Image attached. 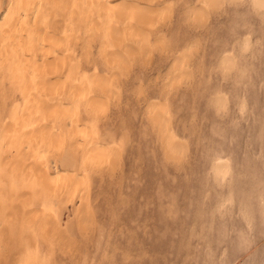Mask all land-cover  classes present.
Listing matches in <instances>:
<instances>
[{"label": "rangeland", "instance_id": "374dc122", "mask_svg": "<svg viewBox=\"0 0 264 264\" xmlns=\"http://www.w3.org/2000/svg\"><path fill=\"white\" fill-rule=\"evenodd\" d=\"M109 2L113 10L127 11L131 7L143 13L138 10L137 15L136 10L137 20L133 22L132 18L130 24V20H119L112 13L110 20L100 19L96 11H89L90 2L83 7L71 3L64 10L43 11L38 22L40 27L37 26L40 37L36 36L35 40H44L41 46L45 52L41 47L42 52L32 47L34 50L28 49L31 52L15 55L16 59L21 55L28 58L25 63L19 61L21 57L18 61L14 59V65L12 57L4 58L8 60L2 65L0 61V204L12 211V230L17 233L13 231L14 244L20 246L28 239V243L34 244L31 249H38L44 241V251L57 256L58 264H200L207 251L204 244L198 242L203 236L198 232L202 231L199 226L204 216L197 217L201 215L197 205L205 199L204 202L211 203L212 245L221 242L220 248L225 246L229 250L233 246L236 249L237 241H248L259 263L264 256V205L258 200L264 195V7L255 10L250 0H217L216 5L214 0L211 7L204 0ZM27 9L29 13L31 8ZM78 9H83L81 14ZM83 12H87L86 18ZM25 16L21 17V22H25L21 23L22 29L25 27L23 31L30 27L26 22L29 17ZM18 30L11 33L21 34V40L25 35L26 41L27 33L22 35ZM110 32L114 38L109 37ZM42 34L46 36L41 37ZM5 35L6 38L12 34ZM14 35L12 37H16ZM46 38L49 43L53 40L48 44L52 47L46 46ZM9 39L6 41L13 47L16 45L15 50L22 44L19 38H15L19 44ZM24 46L23 50L29 45ZM222 60L231 62L229 69L222 70ZM41 63L44 64L39 68ZM11 64L18 66L13 68V74ZM227 66L225 64L224 68ZM32 67H37V74ZM219 97L226 100L223 110L215 104ZM152 107L157 108H154L156 113ZM158 108L162 115L159 113L157 118ZM159 117L168 120L166 128H162L165 120L159 123ZM164 135L170 136L168 142L171 143H166L171 147L176 143L184 146L183 149L179 146V150L182 149L178 150L179 154L177 151L171 154L167 148L165 151ZM91 148L96 149L93 151L96 153L91 152ZM87 150L94 155L92 159L84 152ZM97 152L104 155L102 161L96 159ZM174 154L179 158L175 155L173 159ZM223 156V161L230 162L231 167L228 166L233 171L230 178L235 200L244 196L247 200L250 198L253 229H249L243 219L241 221L235 204V209L234 206L230 209L233 211L225 212L227 216L223 217L224 213L217 216L220 220L215 218L212 205L217 193L215 185L218 186L212 169L217 162L215 158ZM36 167L38 173L44 170L46 174L52 173L53 178L61 177L58 183H67L66 189L69 185L70 199L66 197L69 191L65 190V185L55 193L50 194L51 189L50 193L48 189V194L44 193V187L36 180ZM201 171L205 173L201 175ZM33 172L36 175L33 176ZM192 172L200 174L199 177ZM63 176L69 182L61 183ZM200 178H205L207 184ZM71 182L73 187H70ZM200 184L207 188L203 195ZM209 191L211 194L207 193ZM201 196L204 199L200 202ZM44 201L54 207L49 204V208H57L53 213L55 218L58 215L57 221L52 217L53 210L50 213L47 207L43 210L48 212L42 210V205H48ZM193 203L197 204L195 209L198 207L199 215L194 213L191 217ZM28 210L38 212L34 213L38 217L34 223L30 221L32 218L26 221ZM81 211L87 215H82ZM47 215L55 223L48 228V241L41 240L45 236L35 224ZM193 218L196 225L201 222L197 225L200 230L197 226L195 230L198 239L192 234L193 223L189 222ZM79 221L84 223L81 229ZM197 244H202L203 249ZM193 245L196 246L193 248ZM190 248H193L191 254L197 253V258L185 255ZM196 248H200L199 253Z\"/></svg>", "mask_w": 264, "mask_h": 264}, {"label": "bare ground", "instance_id": "6f19581e", "mask_svg": "<svg viewBox=\"0 0 264 264\" xmlns=\"http://www.w3.org/2000/svg\"><path fill=\"white\" fill-rule=\"evenodd\" d=\"M143 1V0H142ZM204 1H206V2H208L209 4H208V7H211V6H213L212 5V3H214L213 1L214 0H212V2H211V0H204ZM210 1V2H209ZM216 2H215V5L218 3L217 2V0H215ZM90 2V4L91 5H88V3ZM250 2H251V4H252V7L255 9V10H257V9H262L263 7H264V0H250ZM74 4V5H77V6H81V7H83V4L85 5L86 3H87V5H88V8L91 6V8H89V11L91 10L92 11V13H93V11L95 12L96 11V13L98 14L97 16H99V18L100 19H102V20H104V21H107V20H110V18H112L111 16H112V14L116 17V18H118L119 20H121V19H125L127 22H128V20H130L129 22H130V24H131V19L133 20V22H135L134 21V19H136V17H135V14H137V15H139V12H138V10H140V12L142 11L141 9H138L137 10V8L136 9H132L131 7L130 8H128V10L127 11H125V10H121V9H115V10H113L112 8H111V6H110V2H109V0H70V1H68V0H0V56H2V57H0V61L2 62H0L1 63V65L4 63V61H7L10 57H12L11 59L12 60H14V59H16V56L15 55H19V54H22L24 51L25 52H31V51H29V50H34V49H37L36 51H39L40 50V52H42V50L39 48V47H41L43 50H44V52H45V49L43 48V46H41L42 44H44L43 43V41H42V39H40V41H38V40H35V38H36V36H37V31L39 30L38 28L40 27L39 26V24H38V22L41 20V15H42V13H43V11H46V12H48V10L50 11V13H51V11H54V10H57V9H62V10H64V9H66V6H69V4ZM73 6V5H72ZM219 6V5H218ZM28 7H30L31 8V10H32V12H31V10L29 11V13L27 12L28 11ZM80 7V8H81ZM196 8V7H195ZM195 8H194V10H195ZM213 8V7H212ZM215 8V7H214ZM85 9V8H84ZM158 9V8H157ZM160 9H162L161 7H160ZM260 9V10H261ZM79 10V9H78ZM81 10V12H80V14L82 13V10L83 9H80ZM79 10V11H80ZM87 10V9H86ZM135 10V11H134ZM136 10H137V13H135L136 12ZM164 10V9H163ZM162 10V11H163ZM198 10V9H197ZM119 11V12H118ZM122 11V12H121ZM190 11H191V8H190ZM31 12V13H30ZM45 12V13H46ZM126 12V13H125ZM133 12V13H132ZM194 12V11H193ZM198 12V11H197ZM200 12V11H199ZM74 13V12H73ZM91 13V12H90ZM110 13H112V14H110ZM135 13V14H134ZM141 13H143V12H141ZM191 13H192V11H191ZM196 13V12H195ZM29 14V15H28ZM83 14H87V12H83ZM82 14V15H83ZM200 14V13H199ZM201 14H203L202 13V11H201ZM201 14H200V16H201ZM25 15H27V17H29V19L26 21L27 23H28V25L30 26L29 27V29L28 30H26V31H23V29H25V27L22 29V24L24 23L25 24V22L23 21V22H21V20H23V19H21V17L22 16H25ZM71 15V14H70ZM81 15V16H82ZM152 15H153V13H152ZM155 15H157V14H155ZM192 15V14H191ZM204 15H206V14H204ZM52 16V15H51ZM76 16V15H75ZM140 16L142 17L143 15H141L140 14ZM26 17V16H25ZM24 17V18H25ZM84 18H86L87 17V15L86 16H83ZM96 17V16H95ZM110 17V18H109ZM135 17V18H134ZM155 17V16H154ZM191 17V16H190ZM194 17H196L195 15H194ZM23 18V17H22ZM140 18V17H139ZM157 18V17H156ZM198 18V17H197ZM204 18V17H203ZM51 19V18H50ZM143 19V18H142ZM159 19V18H158ZM191 19V18H190ZM91 20V19H90ZM137 20V19H136ZM123 21V20H122ZM139 21H140V19H139ZM142 21V20H141ZM93 22V21H92ZM108 22H110V21H108ZM119 22V21H118ZM22 23V24H21ZM77 23V22H76ZM94 23V22H93ZM111 23V22H110ZM136 23H138V22H136ZM21 24V25H20ZM23 24V25H24ZM38 24V25H37ZM128 24V23H127ZM20 25V26H19ZM92 25V24H91ZM98 25V24H97ZM109 26L110 25H112V24H108ZM133 25H134V23H133ZM148 25V24H147ZM22 26V27H21ZM27 26V25H26ZM37 26H39V27H37ZM42 26V25H41ZM107 26V25H106ZM89 27H91V26H89ZM108 27V26H107ZM131 27V26H130ZM9 28H10V30H9ZM20 28L22 29L21 31H22V35H24V34H26L27 33V36H26V41L24 40L25 38V35H24V37H23V39L22 40H24V42H25V44L23 43V41L21 40V37H19L21 34V31H20ZM96 28V27H95ZM106 28V27H105ZM125 28V27H124ZM144 28V27H143ZM17 29H19L18 31H20V33H17V34H20L19 36H17V35H14L13 33H11V31L12 30H17ZM108 29H109V27H108ZM7 30H9V31H7ZM5 31H7V33L5 32ZM13 31V32H14ZM41 31H42V29H41ZM106 31V30H105ZM133 31V30H132ZM9 32V33H8ZM16 32V31H15ZM44 32V31H43ZM115 32V31H114ZM119 32V31H118ZM131 32V31H130ZM38 33H41V32H38ZM142 33V32H141ZM5 34H8V35H14V36H16V37H12V35H11V37H9L8 35V37H6L7 39H9V38H13L12 40L13 41H15V42H13V44H19V42L20 43H22L21 44V46H17L18 47V49H17V47H16V49L17 50H15L14 48H15V46L16 45H14V47H13V45L10 43V42H8V41H6L7 39L5 38ZM107 34V33H106ZM112 34H113V31H112ZM115 34V33H114ZM4 36V38L6 39H2L1 37H3ZM46 36V34H42L41 35V37L42 36ZM116 35V34H115ZM144 35V34H143ZM39 36V35H38ZM38 36H37V38H38ZM40 37V36H39ZM110 38L111 37H113V36H111V32H110V36H109ZM116 37V36H115ZM15 38H19L20 39V41H18V40H16ZM114 38V37H113ZM2 39V40H1ZM47 40V42H45V43H47L46 44V46H50V47H52V45H48V44H52L51 42H53V40H51V42L49 43V41H48V38H46ZM51 39H53V38H51ZM143 39V38H142ZM4 40V41H3ZM10 40V39H9ZM50 40V39H49ZM56 40H58V39H56ZM17 41V42H16ZM248 42V41H247ZM246 41H245V43H247ZM259 42V41H258ZM8 43H10L11 45H12V47H11V45L10 46H8L9 44ZM39 43V44H38ZM141 43V42H140ZM242 43V42H241ZM244 43V42H243ZM29 45L28 47H27V49H24L23 50V48L25 47L24 45ZM35 44H38V45H36L35 46ZM161 44V43H160ZM242 46H244V44H241ZM240 45V46H241ZM23 46V47H22ZM147 46V45H146ZM249 46V45H248ZM9 47H11V48H9ZM22 47V48H21ZM34 48V49H31V48ZM55 47V46H54ZM247 47V46H246ZM245 47V48H246ZM19 48L20 49H22L23 51H21V50H19ZM38 48H39V50H38ZM241 48V47H240ZM243 48V47H242ZM244 48V49H245ZM7 49H8V51H9V53H7L8 51H7ZM13 49V50H12ZM29 49V50H28ZM47 49V48H46ZM247 49V48H246ZM10 50H12L11 52L14 54V53H16V52H19V53H16V54H14V56H13V54H10L11 52H10ZM13 51H15V52H13ZM252 51V50H251ZM22 52V53H21ZM24 52V53H25ZM35 52V51H34ZM47 52V51H46ZM247 52V51H246ZM7 53V54H6ZM24 53H23V55H24ZM10 55H12V56H10ZM51 56V55H50ZM21 57V60H19L18 58H20ZM20 57H18L17 59H16V61H22V62H26L27 60H28V58H27V60L26 59H24V58H22L23 56L21 55ZM2 58V59H1ZM4 58H8L7 60H4ZM118 58H120V57H118ZM175 58V57H174ZM178 58H180V57H178ZM228 58V57H227ZM241 58H243V57H241ZM23 59V60H22ZM44 59H46V58H44ZM181 59H183V58H181ZM180 59V60H181ZM186 59H188V58H186ZM25 60V61H24ZM179 60V61H180ZM183 60H185V59H183ZM225 60L227 61V59L225 58ZM225 60L223 61V63H224V65L226 64V65H228L227 66V68L225 67L224 68V65L222 66V70L223 69H229V64L231 63L230 61H229V64L226 62L225 63ZM230 60H231V58H230ZM29 61V60H28ZM21 62V63H22ZM46 62V61H45ZM54 62V61H53ZM11 63H12V61H11ZM23 63V65H25ZM48 62H46V64H47ZM175 64H177L176 62H174ZM188 63V62H187ZM222 63V62H221ZM13 65L14 64H16V62H15V60H14V63H12ZM12 64L10 65L11 66V69H10V72L13 74V72L15 71V69L13 70V68L14 67H18L19 66V62H17V64H18V66L17 65H15L14 67H12ZM43 64L44 63H41V65L39 64V68H41L40 66H43ZM45 64V65H46ZM238 64V63H237ZM27 65V64H26ZM30 65H31V63H30ZM30 65H28V68H29V66ZM32 65H34V64H32ZM48 65V64H47ZM23 67V66H22ZM37 67H38V64H37ZM37 67H35V68H37ZM58 67H60L59 66V64H58ZM177 67H178V65H177ZM180 67V66H179ZM232 67V66H231ZM27 68V69H28ZM33 68V67H32ZM35 68H33L34 69V71L33 72H35ZM46 68V67H45ZM52 68V67H51ZM24 69H25V67H24ZM30 69H31V67H30ZM32 69V70H33ZM231 69V68H230ZM12 70V71H11ZM21 70V69H20ZM60 70V69H59ZM22 71H24V70H22ZM37 72H35V74H37L38 73V70H36ZM58 71V70H57ZM227 70H225V72H226ZM9 72V71H8ZM222 72H224V71H222ZM236 72V71H235ZM15 73V72H14ZM32 73V72H31ZM43 73V72H42ZM41 73V74H42ZM229 73V72H228ZM53 74V73H52ZM43 75V74H42ZM116 75V74H115ZM14 76H16V74L14 75ZM94 76H96V75H94ZM100 76V75H99ZM111 76V75H110ZM117 76V75H116ZM35 77V76H34ZM97 77V76H96ZM12 78V77H11ZM27 78V77H26ZM32 78H33V76H32ZM31 78V79H32ZM37 78V77H36ZM105 78V77H104ZM177 78H179V77H177ZM22 79H25V77L24 78H22ZM21 79V80H22ZM13 80V79H12ZM35 80H37V79H35ZM92 80V79H91ZM97 80H98V78H97ZM172 80V79H171ZM170 80V81H171ZM177 80V79H176ZM175 79H174V81H176ZM23 81V80H22ZM95 81V80H94ZM103 81V80H102ZM27 82V81H26ZM36 82V81H35ZM100 82V81H99ZM177 82H178V80H177ZM24 83H25V80H24ZM31 84V83H30ZM41 84V83H40ZM41 85H43V84H41ZM93 85V84H92ZM21 86H24L23 85V83L21 84ZM108 86V85H107ZM106 86V87H107ZM170 86H171V84H170ZM30 87V86H29ZM32 87V86H31ZM33 87H36L35 85L33 86ZM109 87V86H108ZM28 88V87H27ZM107 90H108V88H106ZM110 89V88H109ZM110 92V91H109ZM88 93V92H87ZM215 101V100H214ZM242 101V100H241ZM241 103V102H240ZM89 104V103H88ZM215 104H216V106L218 107V108H223L224 109V107H226V100H225V98L224 97H219V98H216V101H215ZM91 105V103L89 104V106ZM150 105V104H149ZM148 105V106H149ZM159 106V105H158ZM157 106V107H158ZM242 106H243V104H242ZM164 107V106H163ZM150 108V107H149ZM155 109H157L156 107H154ZM153 107H152V110L154 111L155 109H154ZM159 108H161V107H159ZM158 108V110H159V112H157L158 114H155L156 116L157 115H160L161 113H162V111H160V109ZM242 108V107H241ZM146 109V108H145ZM222 109V110H223ZM242 109H244V108H242ZM148 110V109H147ZM162 110H164V109H162ZM239 110V109H238ZM149 111V110H148ZM152 112V111H151ZM161 112V113H160ZM154 113H156L155 111H154ZM160 113V114H159ZM155 115H153L154 116V118L156 117ZM162 115V114H161ZM161 117V116H160ZM159 117V119H160V122L159 123H163L164 122V120L165 119H161ZM157 118H158V116H157ZM194 118V117H193ZM158 119V120H159ZM161 120H162V122H161ZM157 121V120H156ZM156 121H155V123H156ZM168 122V120H165V122ZM167 122L166 123H164L162 126V128H164L165 127V124H166V126H167ZM152 123H153V121H152ZM151 124V123H150ZM149 124V125H150ZM157 124V123H156ZM159 125V127H161L160 126V124H158ZM166 128V127H165ZM160 129V128H159ZM165 133H166V131H165ZM163 134V133H162ZM163 136V135H162ZM165 136H166V138H165ZM169 137L170 136H168V138H167V135H164V140L166 139L167 141H164L165 142V151H166V148H167V150H169V151H171L170 153L171 154H173L172 152H175L176 153V151L178 152V154H179V151L180 150H182L183 148H184V146L183 145H180L179 143H176L177 145L175 146V145H173L172 147H171V145H169L170 143H171V141H169L168 142V139H169ZM76 142V141H75ZM166 142H168L169 144H167ZM76 143H78V142H76ZM173 144H175V142L173 143ZM79 145V144H78ZM96 146V145H95ZM100 146V145H99ZM167 146V147H166ZM169 146L171 147V148H169ZM179 146H181V148L182 149H180L179 150ZM94 147V146H93ZM101 147V146H100ZM80 148V147H79ZM86 148V147H85ZM97 148H99V147H97ZM106 148V147H105ZM169 148V149H168ZM48 149H51V148H48ZM47 149V150H48ZM101 149V148H100ZM100 149H98L97 151L98 152H100ZM171 149V150H170ZM174 149V150H173ZM61 150V149H60ZM88 150H89V148H88ZM88 150L87 151H84V152H87L88 153ZM92 150V151H91ZM102 150V149H101ZM114 150V149H113ZM173 150V151H172ZM179 150V151H178ZM49 151V150H48ZM90 151L91 152H93V151H96V149H90ZM103 151V150H102ZM164 151V152H165ZM97 152V154H99ZM93 153H96V152H93ZM110 153V152H109ZM167 154H168V151L166 152ZM165 153V154H166ZM181 153V152H180ZM60 154H62V153H60ZM84 154V153H83ZM100 154H103V152H100ZM99 154V156H98V158H100V159H98L97 157H96V159L97 160H100V161H102V157L104 156H101ZM106 154H108V152L106 153ZM183 154V153H182ZM224 154V153H223ZM58 155V154H57ZM86 155H90V152L88 153V154H86ZM91 155H93L92 153H91ZM90 155V157H91V159H92V156ZM96 155V154H95ZM110 155V154H109ZM108 155V156H109ZM113 155H114V151H113ZM113 155H110V157L111 156H113ZM175 155H177V154H174V157H175ZM225 155V154H224ZM94 156V155H93ZM107 156V157H108ZM60 157V156H59ZM166 157H171V158H173V155H171V156H167L166 155ZM176 157H178V155L176 156ZM176 157L175 158H173V159H176ZM216 157V156H215ZM214 157V158H215ZM255 157V156H254ZM64 158V157H63ZM86 158H88V157H85V160H86ZM106 158V157H105ZM179 158V157H178ZM180 158H181V156H180ZM262 158V157H261ZM84 159V158H83ZM95 159V158H94ZM110 159H114V157L113 158H110ZM223 159H224V156H223V158L221 159V158H219V159H216L215 158V161L217 160V162L215 163V165H214V167H213V169H212V175H213V177L215 178V181H216V184H217V186L218 187H216V185H215V188H217V195L215 194L214 196L216 197V199H215V205H212V206H215L214 207V215L216 216L215 218H218L219 216H223V214L227 211V210H230V209H232V207L234 206V204H235V206H237V211H236V213H239V215H241V221H242V219H243V221H244V223H246V226L250 229V223H251V210L253 209H251V205H250V202H249V199L250 198H248V200L246 199V197L244 196L245 195V193H244V197L243 198H239L237 201L235 200V192H234V190L231 188V181H233V180H231V178H230V176H231V173L233 172L232 170V172L230 171V169H229V166L231 167V165L229 164L230 162H228V164H229V166H228V164L226 163V162H224L223 161ZM229 159V158H228ZM63 160V159H62ZM61 160V161H62ZM69 160V159H68ZM67 160V161H68ZM75 160V159H74ZM82 160V159H81ZM85 160H83V162L85 161ZM172 160V159H171ZM230 160V159H229ZM87 161V160H86ZM85 161V162H86ZM96 160H94L93 162H95ZM114 161V160H113ZM226 161V160H225ZM84 162V163H85ZM69 163V162H68ZM73 163V162H72ZM83 163V165H85ZM96 163V162H95ZM210 163V162H209ZM208 163V164H209ZM61 164V163H60ZM180 165V164H179ZM206 165V164H205ZM264 165V164H263ZM58 166V165H57ZM62 166V165H61ZM60 166V167H61ZM64 166V165H63ZM70 166V165H69ZM68 166V169L70 168ZM75 166V165H74ZM211 167V168H212ZM63 168V167H62ZM67 168V167H66ZM72 168V167H71ZM79 168V167H78ZM36 169H37V167H36ZM39 169V168H38ZM37 169V171L35 170V173L37 174V176H38V178L36 179L37 181H40V185H42V187H44V189H45V192L44 193H46L47 192V190L46 189H48V192L50 193V191H49V189H51V193L50 194H52L55 190H58V188L61 186L62 187V189H63V185H65V190H67V192L69 193V196H68V194H67V198H69L70 199V197H71V195H72V191L71 190H68L69 189V185L67 186V188L68 189H66V185H67V183H63V181L65 182V181H68V180H64L63 178H64V176L62 177V179H61V183H63V185H61V184H59L58 182H59V178H61V177H54V178H56V179H54L52 176H51V174L50 173H48V174H46L45 172H44V170L41 172V173H43L44 172V174H41V173H38L39 172V170ZM42 168H40V170H41ZM45 169H47V168H45ZM64 169V168H63ZM190 169H192V167L190 168ZM190 169H189V172H191L190 171ZM207 169V168H206ZM209 169V168H208ZM208 169H207V171H208ZM58 170H59V168H58ZM73 170V169H72ZM196 170V169H195ZM210 170V169H209ZM2 171V170H1ZM62 171V170H61ZM75 171V170H74ZM72 172V171H71ZM209 172V171H208ZM211 172V171H210ZM243 172V171H242ZM34 172H33V176L34 175H36ZM205 173V172H204ZM204 173H202V171H201V175L202 174H204ZM50 174V175H49ZM62 174V173H61ZM61 174L59 173L58 175H60L61 176ZM64 174V173H63ZM194 173L192 172V175H193ZM197 175H198V173H196ZM196 174H194V175H196ZM206 174H207V172H206ZM205 174V178L207 177V175ZM211 174V173H210ZM248 174V173H247ZM39 175H43V176H40L39 177ZM57 175V176H58ZM68 175V174H67ZM189 175H190V173H189ZM187 176V179L190 177V176ZM200 175V174H199ZM199 175H198V177H199ZM233 175V174H232ZM37 176H35V177H37ZM71 176V175H70ZM211 176V175H210ZM72 177V176H71ZM81 177V176H80ZM195 177H197V176H194V178ZM201 177H203V176H201ZM1 178H2V176H1ZM58 178V179H57ZM75 178V177H74ZM73 178V179H74ZM79 178V177H78ZM193 178V179H194ZM205 178H200L201 179V181L202 180H204ZM40 179V180H39ZM81 179V178H80ZM83 179V178H82ZM207 180H209V178L207 177L206 178ZM205 179V180H206ZM253 179V178H252ZM195 180V179H194ZM207 180L205 181V184H207ZM256 180V179H255ZM75 181H77V179H75ZM75 181L73 182V184L75 185ZM198 181V180H197ZM69 182V181H68ZM79 182V181H78ZM189 182V181H188ZM192 182H194L193 180H192ZM212 182V181H211ZM79 183H82V182H79ZM79 183L76 185V187H74L73 189H75V188H77L78 187V185H79ZM201 183H203V182H201ZM214 183V182H213ZM256 183H257V181H256ZM259 183V182H258ZM72 184V182H71V184H70V187H73L74 185ZM201 185V184H200ZM199 185V188L200 187H202V185L200 186ZM214 185V184H213ZM198 186V185H197ZM211 186V185H210ZM41 187V186H40ZM41 187V188H42ZM60 187V188H61ZM82 187V186H81ZM207 187H209V186H207ZM214 187V186H213ZM4 188V187H3ZM26 188V187H25ZM191 188H192V193L193 192H195V188H194V186L192 185L191 186ZM199 188L197 189V190H199ZM203 189H202V191H201V194L203 195V193H206V189H204V187H202ZM43 188H42V190H44ZM52 189H54V190H52ZM61 189V190H62ZM72 189V188H71ZM87 189V188H86ZM85 189V190H86ZM186 189V188H185ZM251 189V188H250ZM82 190V189H81ZM208 190H211V189H208ZM207 190V191H208ZM252 190V189H251ZM53 191V192H52ZM58 191H60V190H58ZM71 191V192H70ZM80 191V190H79ZM212 191V190H211ZM57 192V191H56ZM81 192V191H80ZM215 192V191H214ZM214 192H212L213 194H214ZM55 193V192H54ZM58 193V192H57ZM56 193V194H57ZM76 193V192H75ZM79 193V192H78ZM207 193H210L211 194V192L209 191V192H207ZM242 193V192H241ZM46 194H48V193H46ZM81 194V198L83 197L82 195V193H80ZM185 194V193H184ZM197 194H200L199 192L197 193ZM250 194V193H249ZM206 194H204V196H205ZM260 196H261V193L259 194ZM50 196V195H49ZM77 196H79V195H77ZM197 196V195H196ZM199 196V195H198ZM203 196V197H204ZM207 196V195H206ZM264 196V195H263ZM263 196H261L260 197V199H258V200H261V204L263 203V205H264V197ZM33 197V196H32ZM181 197V196H180ZM208 197H211V195L210 196H208ZM45 198H47V197H45ZM196 199H197V197H195ZM202 198V196L200 197V198H198V199H201ZM258 198H259V196H258ZM37 199V198H36ZM53 199V198H52ZM56 199V198H55ZM68 199V200H69ZM72 199V198H71ZM194 199V198H193ZM197 199V200H198ZM204 199V198H203ZM203 199H201L200 200V202L203 200ZM208 199V198H207ZM46 200V199H45ZM48 200V199H47ZM67 200V199H66ZM83 200V199H82ZM210 200V199H209ZM1 201H4L3 199L1 200ZM53 201V200H52ZM80 201V200H79ZM195 201V200H194ZM194 201H192V202H194ZM204 201H205V199H204ZM204 201H202V203H200L199 201L198 202H196L197 204L198 203H200V205L198 204H194L195 206H193L192 207V212L190 213V214H192L191 215V217H193V215H194V213H198L197 212V210H198V207H197V210L195 209L196 208V205L197 206H199L200 208H199V213L201 212V215H199V214H197V215H199V216H197L196 214V216L198 217V218H202V216H204L203 217V221H201L202 222V225L201 226H199V227H201V230L202 231H199L198 233H199V236L201 237L202 235L201 234H203V236H202V239H204V243L202 242V239L201 238H199V237H197L196 235L198 234L195 230H196V226L197 225H199V224H201V222H200V219H198V221L197 222H200L199 224H197L196 225V220L194 219L193 221H190L189 220V222H191V223H193V225L190 223V225H192V234L193 235H195V238L197 237V239L199 238V239H201V241H199V239H198V242H200V243H202V244H204V249L207 251V254L204 256V257H201L202 259H203V261H200V264H201V262L204 264V262H205V264H240L241 262H242V264H257L256 263V259H255V253H253V248L250 246V244H249V242L248 241H245V240H242L241 242H239V241H237V247H236V249H234V246H233V248H230L229 250L224 246V247H221L220 248V246H221V242H217L216 243V245H212V243H214L213 242V240H211V239H214V237H210V234L209 233H212V227H213V219H211L212 217H211V212H210V205L209 204H211L210 203V201L208 202L207 200H206V202H208V203H206V202H204ZM45 203H46V201H44ZM179 202V201H178ZM184 202V201H183ZM80 203V202H79ZM214 203V202H213ZM44 204V203H43ZM46 204H48V205H42V210L43 209H45L46 207V209H48L49 208V204H51L49 201H47V203ZM82 204V203H81ZM83 204H84V202H83ZM192 204V205H193ZM259 204H260V201H259ZM5 205V204H4ZM4 205H2V204H0V264H58L57 262H58V258H57V256H55V255H47V253L44 251V241H42L41 243H40V246H39V248L38 249H31V246L33 247L34 246V244H32L31 245V243H28L29 241H27L26 239V241L24 242V244H22V245H17V244H14V233H13V231L15 232V230H12V224H11V219H12V211L11 210H8ZM50 206H52V204L50 205ZM235 206H234V209H235ZM7 207H9V206H7ZM53 207V206H52ZM10 208H11V206H10ZM54 208V207H53ZM53 208H49V213H50V211L52 212V210H53ZM79 208H80V206H79ZM211 208H213V207H211ZM85 209V208H84ZM83 209V210H84ZM33 210V209H32ZM56 210V211H55ZM261 210H262V208H261ZM44 211V210H43ZM46 212H48L47 210H45ZM44 211V212H45ZM196 211V212H195ZM231 211H233V210H230V212ZM27 212H29V210L27 211ZM57 212V208L56 209H54L53 210V212H52V214L53 213H56ZM79 212V211H78ZM84 212V211H83ZM87 212V211H86ZM176 212V211H175ZM30 213V214H29ZM28 214L26 213V216H28L29 218H27V220L26 221H29L28 219H31L32 218V220H30L31 222H33L34 223V220H36L38 217L36 216V214L38 213L37 211H34V212H29ZM34 213H36V214H34ZM88 213V212H87ZM227 213V212H226ZM226 213L224 214V216L223 217H225V215H226ZM51 214V215H52ZM81 214H82V211H81ZM84 214H86L85 212H84ZM84 214H82V215H84ZM88 214H90V213H88ZM208 214H210L209 216H208ZM50 215V216H51ZM87 215V214H86ZM85 215V216H86ZM239 215H237V216H239ZM48 216V215H47ZM47 216H45L43 219H41V220H37L36 221V226L38 227V229H39V233L40 234H42L43 236H45V237H43V238H41V240L43 239V240H46V241H48V236H47V233H49V229L48 228H52V227H50V226H54V224L52 223L54 220L52 219V217H54V219H56L57 217H58V215H56L57 217L55 218V216H54V214H53V216L52 217H47ZM103 216V215H102ZM218 216V217H217ZM227 216V215H226ZM254 216V215H253ZM34 217H36V218H34ZM80 217V216H79ZM82 217H84V216H82ZM190 217V218H191ZM86 218V217H85ZM89 218V217H88ZM60 219V218H59ZM59 219H58V221H59ZM81 218H79V220H80ZM83 219V218H82ZM219 220H220V218H218ZM51 220H53V221H51ZM84 220V219H83ZM222 220H223V218H222ZM17 221V220H16ZM56 221H57V219H56ZM85 221H87V220H85ZM229 220L227 219V222H228ZM242 221V222H243ZM20 222V221H19ZM80 222V221H79ZM91 222V221H90ZM230 222V221H229ZM25 223V222H24ZM80 223H82V222H80ZM87 223V222H86ZM85 223V224H86ZM186 223H187V221H186ZM215 223V222H214ZM243 223V224H244ZM59 224V223H58ZM69 224V223H68ZM84 223H82L80 226H79V224H78V228L79 229H81V226L83 225ZM253 224V223H252ZM16 225V224H15ZM87 225H89V224H87ZM215 225V224H214ZM73 225H71V227H72ZM232 226V225H231ZM253 226H254V224H253ZM70 227V226H69ZM69 227H68V229H69ZM71 227H70V229H71ZM77 227V226H76ZM85 227V226H84ZM190 227V226H189ZM198 226H197V229L199 228ZM15 228V227H14ZM72 228H75V227H72ZM87 228V227H86ZM85 228V229H86ZM89 228V227H88ZM88 228H87V230H88ZM177 228H179V227H177ZM229 228H231V227H229L228 226V229ZM16 229V228H15ZM25 229H27V228H25ZM24 229V230H25ZM36 229V228H35ZM69 229V231H71ZM191 229V228H190ZM242 229V228H241ZM251 229H253L252 227H251ZM188 230H189V228L186 230L187 231V233H188ZM198 230H200V229H198ZM231 230V229H230ZM230 230H228V231H230ZM234 230V229H233ZM247 230V229H246ZM28 230H26L25 232H27ZM51 231H52V229H51ZM81 231H83V230H81ZM85 232H86V230H84ZM90 231V230H89ZM35 232V231H34ZM53 232V231H52ZM63 232V231H62ZM92 232V231H91ZM179 232V231H178ZM191 231H189V233H190ZM202 232V233H201ZM204 232V233H203ZM252 232V231H251ZM16 233V232H15ZM37 233V232H36ZM228 233V232H227ZM249 233V232H248ZM17 234V233H16ZM24 234V233H23ZM28 234L30 235V233H29V231H28ZM39 234V235H40ZM84 234V233H83ZM229 234H230V232H229ZM240 234H242V233H240ZM244 234V233H243ZM246 234V233H245ZM60 235V234H59ZM62 235V234H61ZM82 235V234H81ZM88 235H89V232H88ZM173 235V234H172ZM189 235L190 234H187V237H189ZM212 235H213V233H212ZM22 235H20V237H21ZM35 236V235H34ZM36 236H38V235H36ZM84 236V235H83ZM214 236V235H213ZM248 236V238L250 237L249 235H247ZM251 236H252V233H251ZM255 236V235H254ZM19 237V238H20ZM31 237H32V235H31ZM227 237H228V235H227ZM253 237V236H252ZM252 237L251 238H249V240L250 239H252ZM259 237V236H258ZM39 238L40 237H38L37 239L39 240ZM50 238V237H49ZM62 238V237H61ZM192 238H194V237H192ZM207 238V239H206ZM229 238V237H228ZM21 239V238H20ZM59 239V238H58ZM70 239V238H69ZM187 239V238H186ZM23 240V239H22ZM35 240H36V238H35ZM62 240V239H61ZM63 240L65 241V238L63 237ZM190 239H188L187 240V242L189 241ZM192 240V239H191ZM230 239H228L227 241H229ZM240 240V239H239ZM261 240V239H260ZM24 241V240H23ZM73 241V240H72ZM196 241V243H197V240H195ZM252 241V240H251ZM18 243H19V241H17ZM49 242L51 243L52 241L51 240H49ZM48 242V243H49ZM212 242V243H211ZM259 242V241H258ZM38 243V242H37ZM53 243V242H52ZM195 243V244H196ZM251 243V242H250ZM253 243V242H252ZM261 243V242H260ZM20 244H21V242H20ZM60 244V243H59ZM74 244V243H73ZM72 244V245H73ZM202 244H200V245H198V246H202ZM254 244H257V243H254ZM253 244V245H254ZM14 245H17V246H14ZM39 245V244H38ZM37 245V246H38ZM192 246V244H189V246ZM243 245V246H242ZM36 246V245H35ZM71 246V245H70ZM185 246H187V243H186V245ZM196 245H193V248L195 247ZM197 246V247H198ZM255 246V245H254ZM253 246V247H254ZM17 247V248H16ZM49 247H51V246H49ZM68 247V246H67ZM63 248V247H62ZM69 248V247H68ZM185 248H187V247H185ZM193 248H192V250H193ZM202 249H203V246L201 247ZM255 248H258L257 246L255 247ZM254 248V249H255ZM49 249V248H48ZM201 249V250H202ZM186 250H189L190 252L189 253H187V254H185L186 256H188V254H191L192 252V250H191V248L190 249H186ZM185 250V251H186ZM196 250H198V253L200 252V248L199 249H197L196 248ZM195 250V251H196ZM257 249H255V251H256ZM59 251V250H58ZM179 252V251H178ZM188 252V251H187ZM202 252L204 253V251L202 250ZM202 252H201V254H202ZM263 252V251H262ZM84 253V252H83ZM193 253H194V251H193ZM196 253V252H195ZM191 254V256H193V257H195L194 255H196V258H197V253L196 254ZM179 254V253H178ZM190 256V255H189ZM201 256H203V255H201ZM192 257V259L191 260H193V261H195V259ZM186 258V257H185ZM188 258V257H187ZM187 258H186V260H187ZM199 258H200V256H199ZM69 259V258H68ZM189 259V258H188ZM261 259V261H259V263L258 264H264V256H263V258L261 257L260 258ZM185 260V261H186ZM258 261V260H257ZM188 263V262H187ZM194 263V262H193ZM97 264V263H96Z\"/></svg>", "mask_w": 264, "mask_h": 264}]
</instances>
